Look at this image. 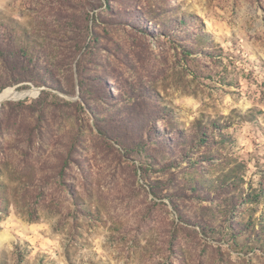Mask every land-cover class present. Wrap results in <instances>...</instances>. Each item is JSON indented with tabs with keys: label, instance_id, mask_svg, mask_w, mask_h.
<instances>
[{
	"label": "rangeland",
	"instance_id": "obj_1",
	"mask_svg": "<svg viewBox=\"0 0 264 264\" xmlns=\"http://www.w3.org/2000/svg\"><path fill=\"white\" fill-rule=\"evenodd\" d=\"M6 88L0 264H264V0H0Z\"/></svg>",
	"mask_w": 264,
	"mask_h": 264
},
{
	"label": "bare ground",
	"instance_id": "obj_2",
	"mask_svg": "<svg viewBox=\"0 0 264 264\" xmlns=\"http://www.w3.org/2000/svg\"><path fill=\"white\" fill-rule=\"evenodd\" d=\"M37 92H38L37 88H32L30 90H25V91H17L12 88H6L2 92H0V104L5 100L21 99L26 96L36 94Z\"/></svg>",
	"mask_w": 264,
	"mask_h": 264
},
{
	"label": "water",
	"instance_id": "obj_3",
	"mask_svg": "<svg viewBox=\"0 0 264 264\" xmlns=\"http://www.w3.org/2000/svg\"><path fill=\"white\" fill-rule=\"evenodd\" d=\"M41 89H39V91H40Z\"/></svg>",
	"mask_w": 264,
	"mask_h": 264
}]
</instances>
